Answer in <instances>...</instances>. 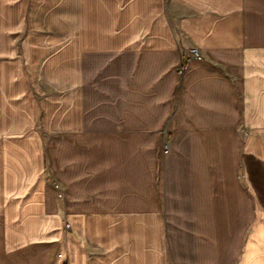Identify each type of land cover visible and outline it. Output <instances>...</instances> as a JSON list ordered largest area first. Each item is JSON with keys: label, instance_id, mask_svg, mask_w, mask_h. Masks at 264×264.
<instances>
[{"label": "crops", "instance_id": "0c3cea01", "mask_svg": "<svg viewBox=\"0 0 264 264\" xmlns=\"http://www.w3.org/2000/svg\"><path fill=\"white\" fill-rule=\"evenodd\" d=\"M0 264H264V0H0Z\"/></svg>", "mask_w": 264, "mask_h": 264}, {"label": "built area", "instance_id": "2783aa9c", "mask_svg": "<svg viewBox=\"0 0 264 264\" xmlns=\"http://www.w3.org/2000/svg\"><path fill=\"white\" fill-rule=\"evenodd\" d=\"M197 57H199L197 50L194 48L190 49L189 50V58H197ZM184 68H185V64L180 63L177 66L176 71L180 74L184 70Z\"/></svg>", "mask_w": 264, "mask_h": 264}, {"label": "rangeland", "instance_id": "374dc122", "mask_svg": "<svg viewBox=\"0 0 264 264\" xmlns=\"http://www.w3.org/2000/svg\"><path fill=\"white\" fill-rule=\"evenodd\" d=\"M36 0H30V9H34ZM31 11V10H30Z\"/></svg>", "mask_w": 264, "mask_h": 264}]
</instances>
